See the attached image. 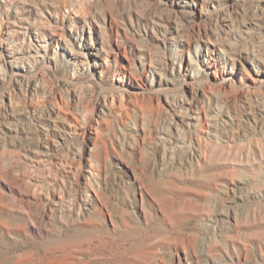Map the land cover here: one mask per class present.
Instances as JSON below:
<instances>
[{
  "label": "rangeland",
  "instance_id": "374dc122",
  "mask_svg": "<svg viewBox=\"0 0 264 264\" xmlns=\"http://www.w3.org/2000/svg\"><path fill=\"white\" fill-rule=\"evenodd\" d=\"M0 264H264V0H0Z\"/></svg>",
  "mask_w": 264,
  "mask_h": 264
},
{
  "label": "bare ground",
  "instance_id": "6f19581e",
  "mask_svg": "<svg viewBox=\"0 0 264 264\" xmlns=\"http://www.w3.org/2000/svg\"><path fill=\"white\" fill-rule=\"evenodd\" d=\"M39 11V10H38ZM41 11V10H40ZM42 12V11H41ZM43 14V13H42ZM70 14V13H69ZM50 30V29H49ZM53 33H55V32H53ZM42 34H44V33H42ZM57 40V39H56ZM83 40V39H82ZM79 45H80V47H82V48H84V49H86V51H88V54H85V55H83L82 53H76V55H78L79 57H81V56H83V57H81V58H87V57H90V56H95V57H98L99 55H100V52L98 51V49H96L95 48V46L93 45V44H90L89 46H88V44L86 45V44H84V43H79ZM100 49V48H99ZM97 50V51H96ZM78 57V58H79ZM92 173V172H91ZM104 222V221H103Z\"/></svg>",
  "mask_w": 264,
  "mask_h": 264
}]
</instances>
